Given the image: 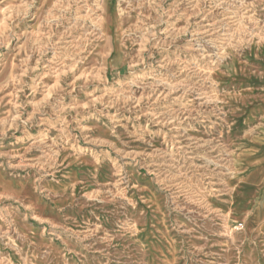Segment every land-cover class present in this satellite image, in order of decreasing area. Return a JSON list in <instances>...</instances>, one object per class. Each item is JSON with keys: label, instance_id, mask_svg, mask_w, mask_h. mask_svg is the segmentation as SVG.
I'll use <instances>...</instances> for the list:
<instances>
[{"label": "rangeland", "instance_id": "374dc122", "mask_svg": "<svg viewBox=\"0 0 264 264\" xmlns=\"http://www.w3.org/2000/svg\"><path fill=\"white\" fill-rule=\"evenodd\" d=\"M0 264H264V0H0Z\"/></svg>", "mask_w": 264, "mask_h": 264}]
</instances>
